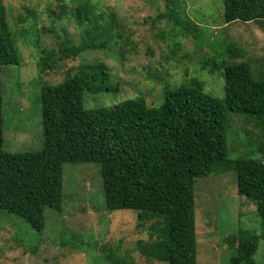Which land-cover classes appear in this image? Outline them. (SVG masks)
<instances>
[{
  "label": "rangeland",
  "instance_id": "374dc122",
  "mask_svg": "<svg viewBox=\"0 0 264 264\" xmlns=\"http://www.w3.org/2000/svg\"><path fill=\"white\" fill-rule=\"evenodd\" d=\"M17 38L20 65L2 70L5 150H43L41 91L57 85L82 65L108 66L109 92L84 95L85 109L142 101L159 107L167 88L197 78L213 97H222L219 72L202 69L207 59L232 64L227 45L245 51L257 80H264V22L224 21L223 0H0ZM77 1L96 8L102 26L80 27ZM63 9L67 15L58 18ZM66 35L75 46L96 48L75 60L41 71L44 52L57 53ZM98 47V48H97ZM57 59V56L55 57ZM228 158L263 159L264 118L232 115L227 133ZM197 264H231L230 236L257 245L255 264H264V220L255 203L238 194L234 171L197 180L195 185ZM138 213L106 209L100 166L66 164L60 213L45 210V228L38 232L22 217L0 211V264H167L147 260L137 250L150 241L139 226Z\"/></svg>",
  "mask_w": 264,
  "mask_h": 264
},
{
  "label": "trees",
  "instance_id": "16d2710c",
  "mask_svg": "<svg viewBox=\"0 0 264 264\" xmlns=\"http://www.w3.org/2000/svg\"><path fill=\"white\" fill-rule=\"evenodd\" d=\"M77 1L80 27L102 26L96 8ZM224 21L264 22V0H223ZM67 15L65 9L59 19ZM75 46L66 35L57 53L44 52L41 71L75 60L89 49ZM98 48V47H97ZM232 64L210 58L202 69L220 73L222 97H213L204 82L192 78L167 88L159 107L127 101L113 107L87 110L84 95L109 92L108 66H80L57 85L41 91L44 147L38 152L5 150L2 70L20 65L17 38L0 1V211L24 218L41 232L45 210L60 213L66 164L100 166L106 209L112 213L134 210L139 226L147 228L150 241L137 250L147 260L167 264H197L195 185L197 180L234 171L238 194L255 203L264 220V158H228L227 133L232 115L264 118V80H257L245 51L236 43L226 47ZM57 56V59L55 57ZM261 153L264 150L260 148ZM264 156V154H263ZM230 236L234 248L231 264H255L257 245L246 237ZM113 264H126L112 258Z\"/></svg>",
  "mask_w": 264,
  "mask_h": 264
}]
</instances>
